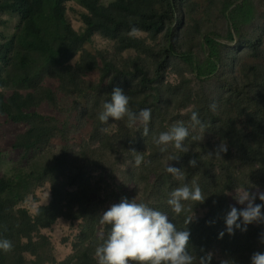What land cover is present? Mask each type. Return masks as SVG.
Returning a JSON list of instances; mask_svg holds the SVG:
<instances>
[{"label":"trees","instance_id":"trees-1","mask_svg":"<svg viewBox=\"0 0 264 264\" xmlns=\"http://www.w3.org/2000/svg\"><path fill=\"white\" fill-rule=\"evenodd\" d=\"M72 1L76 0H0V14H12L19 20L15 34L0 41V114L24 124L13 146L22 150L26 159L11 175L0 176V239H8L13 245L9 252L0 250V264H97L95 249L111 226L105 224V234L98 233L99 212L90 199L91 178L76 155L81 153L91 162L102 161L109 145L140 151L143 143L147 144L144 161L132 167L137 184H146L139 202L168 214L178 229L186 227L185 215L194 216L187 226L191 233L189 252L194 257L212 252L211 264H221L222 260L251 264L254 252L264 253V223L250 224L247 231L235 229L230 235L224 217L232 207L228 192L237 187L264 189V38L244 42L261 62L243 65L242 75L226 82L213 109L206 93L163 79L173 59L188 65L199 81L213 73L201 72L195 46H182L183 41L196 39L188 31L184 36L178 33L183 26L179 17L188 0H111L107 5L103 0H78L81 9L73 13L81 24L79 30L68 18ZM242 10L239 6L234 15ZM133 26L139 29L134 38L128 35ZM95 36L112 46L89 50L87 45ZM203 38L210 66H218L222 55L215 51L217 41L210 35ZM94 74L98 78L90 79ZM48 79L56 82V89L46 84ZM116 87L129 96L133 112L151 109L147 137L141 125L129 128L126 118H110L107 124L99 121L102 103L110 101ZM63 95L74 97L91 112L92 138L83 152H55L49 147L53 139L64 137L65 128L56 117L38 108L43 103L58 108ZM175 102L179 109L191 106L189 114L197 111L204 128L219 137L212 146L203 140L186 146L187 153L176 150L180 162L175 166L183 171V181L165 171L171 159L163 158L165 152L152 142L153 135L166 131L160 128ZM221 141L227 143L228 151L219 157L208 155ZM191 159L198 161L197 167L189 165ZM193 181L201 187L205 202H184L192 211L174 215L167 205L168 193L181 183ZM45 183L51 185L47 204H41L34 214L20 205ZM198 206L206 208L203 216L193 213ZM60 217L82 220V228L73 252L58 262L50 238L41 229Z\"/></svg>","mask_w":264,"mask_h":264},{"label":"rangeland","instance_id":"rangeland-1","mask_svg":"<svg viewBox=\"0 0 264 264\" xmlns=\"http://www.w3.org/2000/svg\"><path fill=\"white\" fill-rule=\"evenodd\" d=\"M111 0H103L107 5ZM241 6L243 8L240 15L235 16L234 11ZM81 9L78 0L68 4V18L76 30L81 28V24L76 20L74 11ZM179 20L182 21V28L178 30L180 36L193 33L196 39L191 41L185 40L182 43L184 48L195 46L193 49L198 59V65L202 68L201 72L206 74L213 70L212 75L202 78L199 81L188 65L184 64L180 59H173L164 73L165 83L174 85H183L195 92H204L215 105L216 101L223 95V89L227 81L233 77L242 75V66L247 63H257L260 60L254 58L250 53V47L244 44L245 41H257L261 37L264 38V0H188L183 7V13ZM18 18L12 14H0V41L6 37L15 34L18 26ZM194 26H197L194 29ZM204 35H210L218 46L215 51L222 55V61L218 66L211 67L210 57L207 47H202L206 39ZM145 36V35H142ZM232 37V39H231ZM112 43L105 40L101 36H95L87 48L93 52L96 50L108 49ZM246 46V47H245ZM256 55V54H255ZM204 68V69H203ZM98 74H94L90 79L95 80ZM48 86L56 89V82L48 79ZM58 108L51 107L47 103H43L38 110L46 115L57 118L59 124L64 127V137L55 138L49 144V147L55 152L61 151H78L83 152L87 144L91 142V123L89 110L84 109V105L76 103L74 97L61 96ZM191 106L185 109H179L175 102L169 109L168 119L161 130H168L173 124L183 122L189 128L190 136L185 141V146H189L194 142H202L203 140L211 146L219 141V137L197 126L195 129L191 127L189 110ZM115 125V124H113ZM138 126V125H137ZM22 123H14L8 119L6 115L0 114V176L11 175L16 166L24 164L26 159L23 158V151L14 148L13 143L17 133L24 130ZM191 135H198L201 139L193 141ZM93 143V142H92ZM124 147L109 145L105 155L93 162L88 161L79 153L76 160L80 166L85 167L88 176L92 182L91 201L96 202L93 206L96 212L101 214L107 210L112 204L119 203L123 197L129 200L137 197V202L144 195L146 184L142 186L137 184V176L133 173L134 159L131 151L133 149L123 150ZM147 144L140 145L137 152L146 151ZM105 149V148H104ZM178 157L176 149L168 146V150L163 158ZM178 159L167 162V165L177 167ZM264 192L263 188H258ZM256 192L257 189L249 190ZM236 189L227 193V200L231 206L243 208L235 200ZM51 199V185L45 183L37 187L29 194L21 203V206L29 209L31 213H35L41 204H47ZM257 204L263 203L259 198ZM264 211V209H262ZM195 216H203L206 208L198 206L193 212ZM82 220H69L60 217L48 228L41 229V233L50 238L52 246V254L59 262L73 252L74 243L81 232ZM98 233L105 234V225L99 224Z\"/></svg>","mask_w":264,"mask_h":264},{"label":"clouds","instance_id":"clouds-1","mask_svg":"<svg viewBox=\"0 0 264 264\" xmlns=\"http://www.w3.org/2000/svg\"><path fill=\"white\" fill-rule=\"evenodd\" d=\"M139 29L131 27L128 35L135 37ZM74 65V60L72 61ZM130 98L124 91L116 87L111 93L110 101L102 103V111L98 113V119L107 124L109 119L115 121L127 119V126L133 128L137 125L143 127V135H149V123L151 121V109L145 108L133 112L129 108ZM213 109L215 105H212ZM199 113L192 111L190 115L191 127L195 129L204 125L198 118ZM190 136L189 128L184 123L177 122L168 130L152 136V142L159 147L160 151L166 152L172 145L180 152H188L185 141ZM193 141L201 138L191 135ZM228 151L227 143L221 141L214 153L208 155L221 156ZM134 165L139 167L144 157L142 152L131 151ZM171 160L178 157H169ZM189 165L193 168L198 166L196 159H191ZM165 171L177 180H184V173L180 168L166 166ZM235 200L243 208L232 206L224 217L226 232L235 234V229L247 231V226L253 223H264V203L257 204L256 200L264 201V192H250L247 188H236ZM204 203L205 196L201 187L193 181L191 184L181 183L180 186L168 193L167 205L176 216L182 213H190L191 208H185L184 202ZM101 225H110L111 229L103 242L99 244L94 253L97 264H211L214 253L206 252L197 258L189 252L191 233L187 226L194 220V216L185 215L184 229H178L176 224L170 222L169 215L151 207L148 203L137 202V197L129 200L123 197L119 203L112 204L107 210L98 215ZM239 221V222H238ZM211 223V222H210ZM224 232L220 233L222 239ZM261 241L264 242V234ZM13 248L8 239H0V250L9 252ZM221 264H234L233 261L222 260ZM251 264H264V253L254 252L251 256Z\"/></svg>","mask_w":264,"mask_h":264}]
</instances>
